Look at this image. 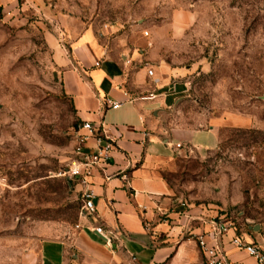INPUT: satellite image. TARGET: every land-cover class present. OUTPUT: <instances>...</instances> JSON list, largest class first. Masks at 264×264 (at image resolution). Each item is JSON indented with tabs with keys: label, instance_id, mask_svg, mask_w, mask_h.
I'll return each instance as SVG.
<instances>
[{
	"label": "rangeland",
	"instance_id": "374dc122",
	"mask_svg": "<svg viewBox=\"0 0 264 264\" xmlns=\"http://www.w3.org/2000/svg\"><path fill=\"white\" fill-rule=\"evenodd\" d=\"M63 17L116 24L129 46L175 68L188 89L176 115L189 127L240 116L217 149L179 158L168 181L185 199L213 203L235 182L248 192L236 209L264 239V0H0V264H24L80 220L76 181L64 173L83 122L47 39L60 38Z\"/></svg>",
	"mask_w": 264,
	"mask_h": 264
},
{
	"label": "crops",
	"instance_id": "0c3cea01",
	"mask_svg": "<svg viewBox=\"0 0 264 264\" xmlns=\"http://www.w3.org/2000/svg\"><path fill=\"white\" fill-rule=\"evenodd\" d=\"M61 21L60 38L49 34L47 39L65 92L78 119L93 123L116 147L88 179L96 194V216L80 219L63 240H45L37 252H29L24 264H67L70 251L75 253L74 264H203L193 236L210 234L220 220L232 224L219 239L226 258L232 264H258L232 243L241 237L264 249L262 226L236 209L248 192L240 196L234 182L222 202L196 201L179 196L168 181L179 158L189 157L193 149H217L222 129L240 127V116L189 127L176 115L188 89L177 82L175 68L152 62L129 46L116 24L83 28L75 17ZM151 94L154 100H140ZM108 101L121 106L113 109ZM97 146L94 138L88 139L87 151ZM82 190L74 186L80 196ZM96 226L117 234L111 247L88 229Z\"/></svg>",
	"mask_w": 264,
	"mask_h": 264
},
{
	"label": "built area",
	"instance_id": "2783aa9c",
	"mask_svg": "<svg viewBox=\"0 0 264 264\" xmlns=\"http://www.w3.org/2000/svg\"><path fill=\"white\" fill-rule=\"evenodd\" d=\"M149 75H153V71H149ZM156 98L155 95L143 96L142 101H152ZM108 104L113 109L120 108L121 104L108 101ZM81 131L86 133L78 134V146L76 150V159L72 162L71 167L64 173L69 179L76 181L77 185H81V207L80 219L89 221L97 214L95 206V192L90 188L89 177L92 175L95 168L106 164L111 158V153L115 149V143L108 139L107 136L100 134L99 129L91 122H83ZM89 138H94L97 142L95 150L86 149V144ZM79 228V226H77ZM232 228V224L227 220H220L214 224L210 234L194 235L197 241L201 254L203 256V264H232L225 256L224 251L219 243L224 235ZM91 231H96L105 239V244L111 247L113 240H117V234L110 232L107 234L103 226L88 228ZM211 237V242L207 237ZM238 249L245 251L249 256L253 257L258 264H264V249L255 243H249L244 238L236 237L232 242ZM132 262L136 258L132 257Z\"/></svg>",
	"mask_w": 264,
	"mask_h": 264
},
{
	"label": "water",
	"instance_id": "95a60500",
	"mask_svg": "<svg viewBox=\"0 0 264 264\" xmlns=\"http://www.w3.org/2000/svg\"><path fill=\"white\" fill-rule=\"evenodd\" d=\"M259 230H260V226H258V225H257V226H255V228H254V231H256V232H257V231H259Z\"/></svg>",
	"mask_w": 264,
	"mask_h": 264
}]
</instances>
